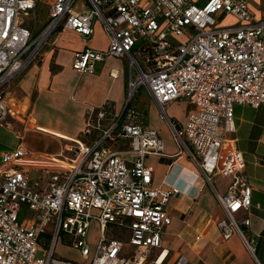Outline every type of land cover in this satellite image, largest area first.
Instances as JSON below:
<instances>
[{
	"label": "built area",
	"instance_id": "obj_1",
	"mask_svg": "<svg viewBox=\"0 0 264 264\" xmlns=\"http://www.w3.org/2000/svg\"><path fill=\"white\" fill-rule=\"evenodd\" d=\"M251 5L252 0H0V121L10 113L6 87L38 60L59 29L89 38L99 22L108 35L105 51L75 52V71L93 73L98 62L114 57L128 59L136 76L122 113L116 116L108 103L88 107L82 133L67 138L62 155L23 147L2 154L0 264H163L169 253L163 235L172 223L168 206L181 191L153 186L146 159L164 155L165 144L133 104L142 87L159 105L180 152L189 154L208 183L232 178L225 194L215 190L224 213L217 225L224 239L238 232L248 244L241 225L249 219L240 222L236 215L251 207L252 187L244 154L228 134L234 131L235 105H264V17L256 18ZM42 6L48 7L46 27L36 36L28 22ZM227 16L234 22L220 25ZM177 101L192 106L183 124L166 114ZM32 169L49 173V183H36ZM24 209L30 215L23 216ZM110 229L128 233L127 242ZM61 241L81 259L59 257ZM175 264L187 259L181 255Z\"/></svg>",
	"mask_w": 264,
	"mask_h": 264
},
{
	"label": "crops",
	"instance_id": "obj_2",
	"mask_svg": "<svg viewBox=\"0 0 264 264\" xmlns=\"http://www.w3.org/2000/svg\"><path fill=\"white\" fill-rule=\"evenodd\" d=\"M261 1L252 0L256 18L264 17V13L255 8ZM108 44V35L99 22L89 38L61 29L51 35L38 60L6 87L10 113L0 122V162L3 153L19 147L40 155H62L70 143L67 138L82 133L88 107L108 103L116 116L122 113L129 83L134 77L130 65L129 76L123 68L128 59L107 57L96 64L93 73L82 74L73 69L75 52L86 48L105 51ZM144 92L147 101L142 104L139 97H134L136 103L133 104L144 113V125L158 131L165 144L164 155H150L146 159L153 171V186L163 189L175 186L181 191V196L174 197L168 206L172 223L163 235V249L169 251L163 264H175L181 255L185 256L187 264H264V105L258 108L235 105L234 131L228 134L244 154L245 173L252 187L251 207L236 215L240 222L249 219V225H241L247 244L238 232L224 239L217 225L224 213L215 190L225 194L232 178L216 177L212 184L208 183L189 154L180 152L168 121L161 117L151 93L146 88ZM191 110L192 106L186 101H177L166 108V114L169 119L183 124ZM31 175L42 187L51 178L40 169H32ZM94 225L97 227L93 223L92 228ZM110 232L127 242L128 233L115 229ZM78 255L81 259L79 252ZM58 256L75 260L62 254Z\"/></svg>",
	"mask_w": 264,
	"mask_h": 264
},
{
	"label": "rangeland",
	"instance_id": "obj_3",
	"mask_svg": "<svg viewBox=\"0 0 264 264\" xmlns=\"http://www.w3.org/2000/svg\"><path fill=\"white\" fill-rule=\"evenodd\" d=\"M255 8L261 10L262 13H264V0H262L259 3L257 2L255 4ZM47 15H48V7L42 6L40 8V11L38 12V16L32 17V19L28 22V24L31 26V28L35 31V35L36 36L46 27L45 23H46ZM233 20L234 19H232L231 17L227 16V17H224L223 21L219 22V24L223 25V26L230 25V24H232L234 22ZM182 40H184V39H182ZM88 47H90V46H88ZM123 68H125L128 71L127 73H128V76H129L130 69H129V62L128 61L124 62ZM134 77L136 78L135 75H134ZM138 97L142 100V104H143V102L147 101V99H146L147 96H146V92H144V87L140 88L138 90V92L136 93L135 99H138ZM135 99H134V104L136 103ZM146 104H148V103H146ZM168 115H169V113H168ZM0 122H2V121H0ZM22 215L23 216H28V215H30V212H28L27 209H24L23 212H22ZM97 236H98V228L94 225L93 228H92V232H91V240L92 241H94V240L96 241V237ZM61 245H63L62 241H61L59 247L56 250L57 254H59V255L62 254L64 257L72 258V259H75V260L80 259L79 255H78V252L76 250L68 251V250H65V248L63 249L61 247ZM42 254L43 253L41 251H39L38 254H37V257L41 258Z\"/></svg>",
	"mask_w": 264,
	"mask_h": 264
}]
</instances>
